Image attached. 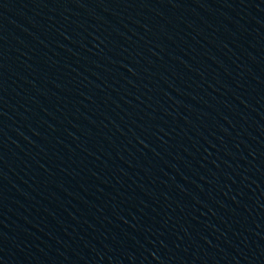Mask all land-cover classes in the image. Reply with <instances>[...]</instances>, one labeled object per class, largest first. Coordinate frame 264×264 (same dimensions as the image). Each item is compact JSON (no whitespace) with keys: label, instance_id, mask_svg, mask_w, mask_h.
I'll list each match as a JSON object with an SVG mask.
<instances>
[{"label":"water","instance_id":"95a60500","mask_svg":"<svg viewBox=\"0 0 264 264\" xmlns=\"http://www.w3.org/2000/svg\"><path fill=\"white\" fill-rule=\"evenodd\" d=\"M0 264H264V0H0Z\"/></svg>","mask_w":264,"mask_h":264}]
</instances>
